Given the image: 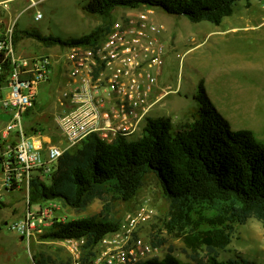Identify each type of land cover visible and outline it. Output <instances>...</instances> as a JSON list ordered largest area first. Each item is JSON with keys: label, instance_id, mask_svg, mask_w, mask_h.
Segmentation results:
<instances>
[{"label": "trees", "instance_id": "16d2710c", "mask_svg": "<svg viewBox=\"0 0 264 264\" xmlns=\"http://www.w3.org/2000/svg\"><path fill=\"white\" fill-rule=\"evenodd\" d=\"M236 1L88 0L82 6L84 12L102 19L90 32L70 39L43 36L35 31L24 34L45 46L90 44L104 35L118 7H154L169 15H182L193 23L208 21L218 25L232 14ZM249 5V0H245V6ZM13 39L15 43L19 40L15 32ZM195 99L197 108L191 121L174 127L169 118L147 117L136 139L119 136L106 143L92 134L65 151L48 184L32 181L31 202L58 199L64 205L83 210L99 199L106 213L100 218L57 222L41 238H84V251L91 253L98 240L119 226L109 214L111 202L131 200L146 176L152 174L169 204L167 227L180 225L183 230L192 225L183 239L193 251L205 245L207 261L192 257L193 262H182L168 252L161 259L154 257L136 264H255L243 257L219 260L216 250L230 243L236 224H244L250 218L264 222V143L250 129L232 130L202 84ZM205 208L214 214L204 219L207 228L201 229L197 223L194 226L192 214ZM150 242L158 247L164 241L153 236ZM32 261L33 264H70L69 260L56 261L43 253L32 255Z\"/></svg>", "mask_w": 264, "mask_h": 264}, {"label": "rangeland", "instance_id": "374dc122", "mask_svg": "<svg viewBox=\"0 0 264 264\" xmlns=\"http://www.w3.org/2000/svg\"><path fill=\"white\" fill-rule=\"evenodd\" d=\"M34 1V7L29 4ZM88 0H8L7 7L0 5V34L12 28L19 37L15 48L23 55L51 53L59 45L45 46L24 32H38L43 36L61 39L78 38L102 23L96 15H88L82 6ZM237 0L232 14L216 25L208 21L190 22L186 17L169 15L159 8L154 10L153 19L165 28L163 40L165 54L158 76V87L167 90L164 99L147 117H166L174 127L192 120L197 108L195 96L202 84L213 105L227 119L232 130L250 129L257 139L264 143V27L248 22L250 16H259L264 9V0ZM125 8L118 7L112 14L115 19ZM40 17L36 18L37 14ZM233 27H237L233 30ZM13 32V33H14ZM58 68L55 78L38 91L37 101L25 116L27 131H40L57 139L54 116L61 111L60 93L66 82ZM249 95L254 99L247 101ZM242 98V99H241ZM240 103L237 106V103ZM250 107V109L248 107ZM244 110V111H243ZM10 115L0 109V132L9 121ZM31 127V128H30ZM30 129V130H28ZM140 136H130L133 140ZM3 150L0 139V153ZM103 201L94 199L83 210H76L63 204L66 219L100 218L105 212ZM139 206L153 211L151 219L142 226L141 235L151 240L153 236L163 239L158 246L157 258L168 252L182 262H193L192 257L207 261V250L201 244L193 251L183 235L192 230V225L181 230L180 225L169 229V204L164 198L158 182L148 174L137 194L129 201L116 200L109 207L110 216L119 224L122 217ZM22 191L6 192L2 187L0 174V264H33L32 255L43 253L56 261L69 260L67 251L53 242L30 243L10 230V224L22 217L24 211ZM214 211L197 209L192 214L194 226L206 229L204 219ZM171 250V251H170ZM217 258L243 257L255 264H264V222L250 218L244 224H236L230 234V243L217 249Z\"/></svg>", "mask_w": 264, "mask_h": 264}, {"label": "built area", "instance_id": "2783aa9c", "mask_svg": "<svg viewBox=\"0 0 264 264\" xmlns=\"http://www.w3.org/2000/svg\"><path fill=\"white\" fill-rule=\"evenodd\" d=\"M7 1L0 0V5L6 8ZM35 4L32 1L29 8ZM153 15L148 6L127 8L100 39L33 56L15 48L12 28L0 34V109L10 115L0 132V174L6 192L23 193L22 217L10 224V230L27 244L31 239L46 242L41 236L67 220L61 200L31 202L32 181L48 184L63 153L89 135L106 143L141 135L147 116L167 94L157 85L165 28ZM58 68L61 77L66 76L59 98L64 109L54 116L57 139L52 140L40 131H27L25 112ZM152 216L146 206L126 213L118 228L98 240L88 254L84 238L53 242L67 251L70 264H136L158 255V247L141 235Z\"/></svg>", "mask_w": 264, "mask_h": 264}, {"label": "crops", "instance_id": "0c3cea01", "mask_svg": "<svg viewBox=\"0 0 264 264\" xmlns=\"http://www.w3.org/2000/svg\"><path fill=\"white\" fill-rule=\"evenodd\" d=\"M125 9H127V8H125ZM260 15L259 16H250V17H248L247 18V21L248 22H256L257 23V25H255V26H245L244 28H257V27H264V9H260ZM237 27H233L232 29L233 30H235ZM244 99H246L247 101H250L251 99H254V98H252L251 96H249V95H246V96H244L243 97ZM242 99V98H241ZM240 103L238 102L237 103V108H238V105H239ZM248 107V106H247ZM249 109H250V107H248ZM244 111V110H243ZM30 113L31 112H29V116H30ZM26 119V118H25Z\"/></svg>", "mask_w": 264, "mask_h": 264}, {"label": "water", "instance_id": "95a60500", "mask_svg": "<svg viewBox=\"0 0 264 264\" xmlns=\"http://www.w3.org/2000/svg\"><path fill=\"white\" fill-rule=\"evenodd\" d=\"M22 238H20V240H21Z\"/></svg>", "mask_w": 264, "mask_h": 264}]
</instances>
